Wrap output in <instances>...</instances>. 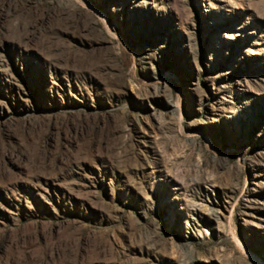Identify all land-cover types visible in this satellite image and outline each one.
Returning a JSON list of instances; mask_svg holds the SVG:
<instances>
[{"label": "rangeland", "instance_id": "1", "mask_svg": "<svg viewBox=\"0 0 264 264\" xmlns=\"http://www.w3.org/2000/svg\"><path fill=\"white\" fill-rule=\"evenodd\" d=\"M0 264H264V0H0Z\"/></svg>", "mask_w": 264, "mask_h": 264}]
</instances>
